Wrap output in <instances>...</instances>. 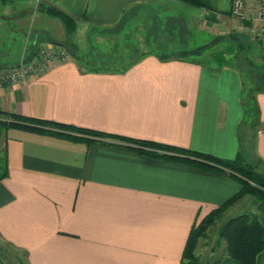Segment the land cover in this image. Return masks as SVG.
Listing matches in <instances>:
<instances>
[{"label": "crops", "instance_id": "0c3cea01", "mask_svg": "<svg viewBox=\"0 0 264 264\" xmlns=\"http://www.w3.org/2000/svg\"><path fill=\"white\" fill-rule=\"evenodd\" d=\"M200 1L0 0V71L33 44L60 45L81 28L112 27L162 3L190 28L184 46L194 47L196 36L202 45L235 32L251 48L242 50L240 64L224 55L236 51L224 40L215 44L224 55L216 63L144 53L123 72L88 70L68 53L26 83L1 86L0 110L223 158L239 153L264 167V87L250 94L240 77L251 82L264 75L252 73L264 65L257 0H243L242 20L231 16L232 0ZM38 3L72 16L75 31L68 35L58 17L42 10L34 29L30 16ZM246 51L258 63H249ZM1 131L7 172L0 178V264H12L8 253L23 252L25 264H180L191 226L240 188L232 174L199 166L190 155L153 156L113 138L85 143L15 127ZM247 210L264 227V198L245 194L225 212ZM206 247V255L197 254L202 264H240L227 255L218 259L215 242ZM254 264H264V246Z\"/></svg>", "mask_w": 264, "mask_h": 264}, {"label": "trees", "instance_id": "16d2710c", "mask_svg": "<svg viewBox=\"0 0 264 264\" xmlns=\"http://www.w3.org/2000/svg\"><path fill=\"white\" fill-rule=\"evenodd\" d=\"M182 1L193 5L202 4L200 0ZM37 8L46 12L47 14L58 17L62 21L68 35L72 34L75 31V19L64 11L50 4L43 3H38ZM124 20H122L121 22H123ZM179 27H182V25L180 24ZM240 37L241 35L235 32L216 36L218 40H226L227 42H230L234 45V48L236 50L234 53V57L239 64L240 62H244L242 49H244L245 46H248V43L243 44L242 42H240ZM184 38L185 35H183L182 39ZM67 41L59 44L62 45L80 65L84 66L88 70L123 72L136 61H138L139 57L144 55V53L140 52L139 55H137L135 58H131L130 60H121L123 58H126L124 53H121L120 55L110 54V56L107 57L108 59L100 57L101 60L99 59V63L97 65H94L92 64L93 60L98 58H96V54H93V56L90 57H87L86 54L82 55L79 52V50H81L79 48V45L74 40H70L68 42ZM164 45L166 44L162 43V46ZM175 45L177 47H174V53L167 54L158 47L157 50H155L154 47H156L157 45L150 48L152 49V51L149 50L145 53L155 52L156 54H158V57L160 59H183L187 57H196L210 47L207 44H202L200 46L188 48L183 45V42ZM182 46L184 47L181 48ZM36 49L37 47L35 48V44H33L31 46V51L28 52V55L32 54ZM259 81H261V79H259ZM260 85L261 83L259 82L257 83V85H254V87L256 89L263 88L259 87ZM250 104L253 108L255 107L254 102L253 104L250 102ZM8 127L21 128L34 132L56 134L65 136L71 140L83 141L85 143L94 142L95 140L102 138H113L119 141L133 143L139 147V152L153 156L168 157L175 160H188L186 157H189L190 155V157L196 160L195 162L199 166L214 171H227L228 173L235 176L240 182V188L232 196L227 198L220 205L211 209L207 214H205L201 219H199L191 226L182 251L180 264L183 263L184 259H186L187 264H202L199 256L195 253V248L198 244L199 238L205 237L207 235L209 226L214 223L215 220L219 219L225 212V210L234 202H236L240 197L245 194H252L257 198H264V178L257 176L253 169L255 165L249 162H245L239 153L236 154V156L233 158H223L209 153L193 151L186 148L167 145L147 139L114 135L95 129L75 126L39 117L27 116L15 112H3L2 110H0V128L3 129ZM50 128H55V130ZM107 144L122 147L114 143ZM180 155H185L186 157H182ZM6 172V151L3 148L0 153V178L6 175ZM217 235L218 238L215 242L216 247L222 241V250L218 259L223 255H227L238 261L240 264H254L256 254L264 246V227L259 219L258 214L251 210L228 216L226 219L221 221L217 229ZM8 254L11 258L10 261H12V264H25L24 258L17 256V254ZM218 259L214 260V262L218 261Z\"/></svg>", "mask_w": 264, "mask_h": 264}, {"label": "rangeland", "instance_id": "374dc122", "mask_svg": "<svg viewBox=\"0 0 264 264\" xmlns=\"http://www.w3.org/2000/svg\"><path fill=\"white\" fill-rule=\"evenodd\" d=\"M175 11L176 9L174 8V6L168 3L158 4L154 7L141 9L137 13L133 14L130 18L112 27L95 26L89 27L87 29L81 28L80 30H78V32H75L73 34V40H76V42H78L77 44L81 49L79 50V52L82 55L86 54L87 57H90L93 56V54H96V58H98L93 60L92 64L94 65H97L99 63L100 57L108 59L107 57L110 56V54L120 55L121 53H124L126 58H123L121 60H130L131 58H135L137 55H139L140 52L145 53L149 50L152 51V49L150 48L155 45H157L156 47H154L155 50H157L158 47L167 54L174 53V47H177L175 44H179L180 42L186 43L187 40H185V38H188V34L190 31V28L187 29L186 26H184L185 22L184 20H182V18L178 17L179 19H174ZM39 13L40 10H34V12L30 16V20H33V22H31L34 29L40 21ZM32 16L33 19L31 18ZM176 23H182L183 25L182 27H179L180 25L177 26ZM183 35H185L184 39H182ZM198 38L199 37L196 36L194 40H191V44L194 45V47L200 46L198 44L204 42L199 41ZM222 41L218 40L216 37H214L212 40L207 41L206 44L210 47L203 51L201 54L197 55L195 58L205 63L209 60L216 63L217 61H220L221 56L226 55L228 56L229 61L230 59L233 60L235 58L234 56L231 57V55L227 53L221 55V52H218L219 49L215 44H223L224 42ZM156 43H158L159 46ZM162 43H165L166 45L162 46ZM45 44L50 43L46 42ZM183 47L184 46H182L181 48ZM245 48L251 50L250 45L245 46L244 49ZM247 58H249V60L247 59L249 63L252 62L255 64L259 61V57L253 54V52L251 51L247 52ZM252 69V73H262L264 72V65L254 66ZM239 72L241 74L240 70ZM243 74L244 73H242V75L240 76L242 81V88H245L248 85L247 91L250 94H253L256 91L254 85H257V83H261L259 87H264V75L259 76L258 80L256 79V77H253L258 82L253 80L250 82V78H247L246 74ZM259 79H261V81H259ZM1 136L2 131L0 128V153L2 151ZM250 163L255 165L253 167L255 174L257 171L258 173L263 174L261 176L264 177L263 165H260L257 162ZM232 213L233 212L231 211L224 212L219 219L215 220L214 223L209 226L207 235L202 238L200 237L198 240V244L195 248L196 254H198L199 256L204 254L206 255L208 251L206 245L216 242L218 238L217 229L219 224L228 216L233 215ZM202 241L204 242L202 243ZM221 245L222 241L217 245V247ZM16 254H18L21 258L23 256L20 253ZM182 264H187L186 259L183 260Z\"/></svg>", "mask_w": 264, "mask_h": 264}, {"label": "built area", "instance_id": "2783aa9c", "mask_svg": "<svg viewBox=\"0 0 264 264\" xmlns=\"http://www.w3.org/2000/svg\"><path fill=\"white\" fill-rule=\"evenodd\" d=\"M231 16L238 20L246 18L247 13L243 0H232ZM258 33L264 35V0H257L256 17ZM67 50L57 44H40L30 55L21 54L18 63L0 71V87L4 85L26 83L32 77L44 73L49 67L66 61Z\"/></svg>", "mask_w": 264, "mask_h": 264}]
</instances>
